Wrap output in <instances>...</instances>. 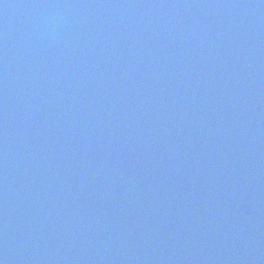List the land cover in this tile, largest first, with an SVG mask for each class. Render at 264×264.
Instances as JSON below:
<instances>
[{
  "label": "water",
  "instance_id": "95a60500",
  "mask_svg": "<svg viewBox=\"0 0 264 264\" xmlns=\"http://www.w3.org/2000/svg\"><path fill=\"white\" fill-rule=\"evenodd\" d=\"M259 112L264 0H0V137L61 168L56 184L34 171L44 195L24 209L53 227L0 195V264L41 248L36 264H79L57 230L85 225L104 239L82 264H161L199 244L227 250L218 264H264Z\"/></svg>",
  "mask_w": 264,
  "mask_h": 264
}]
</instances>
